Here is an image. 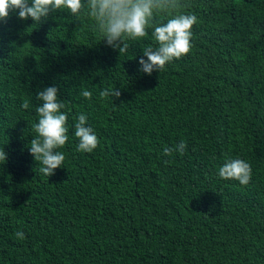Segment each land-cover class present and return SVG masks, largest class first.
<instances>
[{"label":"trees","instance_id":"16d2710c","mask_svg":"<svg viewBox=\"0 0 264 264\" xmlns=\"http://www.w3.org/2000/svg\"><path fill=\"white\" fill-rule=\"evenodd\" d=\"M179 3L198 18L193 47L151 75L138 61L152 29L121 55L86 9L0 21V264H264V0ZM47 86L69 128L50 177L29 152ZM107 87L121 96L101 99ZM226 156L250 163L248 185L219 177Z\"/></svg>","mask_w":264,"mask_h":264},{"label":"clouds","instance_id":"9594fccd","mask_svg":"<svg viewBox=\"0 0 264 264\" xmlns=\"http://www.w3.org/2000/svg\"><path fill=\"white\" fill-rule=\"evenodd\" d=\"M179 0H0V21L6 20L9 13L18 11V18H31L40 24L51 13L67 9L79 17L83 10L94 19L106 45L119 50L123 55L129 50L128 41H139L148 36L154 43L143 47V57L138 61L140 70L148 75L161 71L165 65L187 55L192 45V27L198 22L196 15L180 12ZM165 15L168 17L164 22ZM157 16L160 20H157ZM81 95L91 99L92 92L84 90ZM101 99L119 98L121 91L116 87L104 88L99 93ZM35 98L41 101L36 106L38 122L33 125L36 136L30 141L29 152L42 166L40 172L50 177L60 168L65 155L58 151L69 139L67 126V105L59 98L57 86H47L35 93ZM22 108L28 109L30 102L25 100ZM74 136L78 139L77 151L92 152L99 144V139L88 124V116L78 114L74 124ZM186 142L181 141L173 146H165L163 155L171 157L173 153L184 154ZM7 154L0 149V162H5ZM170 163V161H165ZM218 175L224 180H235L241 185H248L252 179L250 163L241 158L225 157V162L219 167ZM17 239H24L23 231L15 233Z\"/></svg>","mask_w":264,"mask_h":264}]
</instances>
